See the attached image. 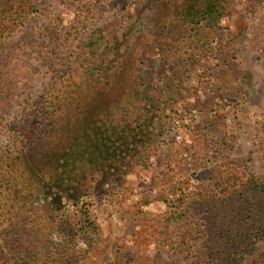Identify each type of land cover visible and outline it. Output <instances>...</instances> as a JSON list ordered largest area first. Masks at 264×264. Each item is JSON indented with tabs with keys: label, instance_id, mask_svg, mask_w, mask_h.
Listing matches in <instances>:
<instances>
[{
	"label": "rangeland",
	"instance_id": "rangeland-1",
	"mask_svg": "<svg viewBox=\"0 0 264 264\" xmlns=\"http://www.w3.org/2000/svg\"><path fill=\"white\" fill-rule=\"evenodd\" d=\"M215 2L0 0V264L233 256L248 181L264 183V0ZM94 33L116 68L70 94ZM226 187L244 216L224 212ZM255 249L243 264L264 237Z\"/></svg>",
	"mask_w": 264,
	"mask_h": 264
},
{
	"label": "trees",
	"instance_id": "trees-1",
	"mask_svg": "<svg viewBox=\"0 0 264 264\" xmlns=\"http://www.w3.org/2000/svg\"><path fill=\"white\" fill-rule=\"evenodd\" d=\"M204 1H207L208 3L205 6H202L200 9H196L197 11L195 10L196 12L194 13V16H196V13L199 14L200 11L205 12L203 14L212 13L210 9L216 6L215 0ZM198 2L199 0H196V3ZM82 4L86 5L87 2H82ZM104 30V28H97L95 32H104ZM106 50L111 53L113 52L114 56L119 53V48L117 45H115L114 38L111 36V34L108 33L104 37H99L95 33L92 34V38L86 45L85 50L82 52L84 54V58L82 59L81 64L84 69L83 75L85 76L73 82V86L69 91L70 94L72 93L74 95H79L84 89L89 88L88 81H90L91 74L98 75L101 80H110L111 76L113 75L112 73L115 70L114 68H116V65H111V62L102 66L98 65L100 58L105 55ZM63 146L65 152L62 155L64 157L62 167L68 170L71 165L75 164L74 162H72L73 160L69 158L71 156L70 151L73 149V147H78L68 144H65ZM92 146L93 145L86 147V150ZM100 146L101 145H99L98 147L100 148ZM86 150L85 152H87ZM67 157L69 159H67ZM60 158L61 157H59L58 161H60ZM62 174L65 176V172H62ZM224 182L225 181H223V183ZM248 183L249 185L247 186L252 190L250 192V195L252 194V201L250 203H252L251 207L253 209L250 210L252 213L249 214L252 223L251 225H246L245 223H242V221H235L233 223L235 224V231L237 230L238 239H234L232 242H230V237L225 236L224 243L226 245H231L234 254L233 256L228 258H221L220 260L222 263L220 264H243L244 254L252 253L253 251H255L256 243L260 238L264 237V183H261L257 178H255V176H252L251 179H249ZM224 195H227V199L229 200L228 204H230L229 207L225 206L224 208V212H230L228 217H230V219H233V212H236L240 216H244V214L241 213V209L244 206V201L246 200L243 190H230V188L226 187V189H224ZM225 226V224L219 226L220 228L222 227L220 229L221 237H224L223 234L225 232L223 228ZM228 232L229 231H227L226 234H228ZM217 252L219 253V255H221L220 257L224 256L223 254L225 252L222 248H217ZM254 264H264V259L260 258L259 261H254Z\"/></svg>",
	"mask_w": 264,
	"mask_h": 264
}]
</instances>
